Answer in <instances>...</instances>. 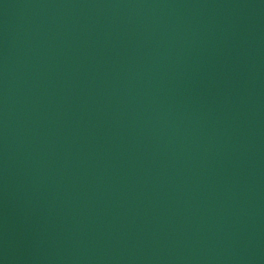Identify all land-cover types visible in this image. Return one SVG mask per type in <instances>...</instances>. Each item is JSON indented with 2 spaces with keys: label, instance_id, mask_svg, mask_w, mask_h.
Wrapping results in <instances>:
<instances>
[{
  "label": "water",
  "instance_id": "1",
  "mask_svg": "<svg viewBox=\"0 0 264 264\" xmlns=\"http://www.w3.org/2000/svg\"><path fill=\"white\" fill-rule=\"evenodd\" d=\"M0 264H264V0H0Z\"/></svg>",
  "mask_w": 264,
  "mask_h": 264
}]
</instances>
